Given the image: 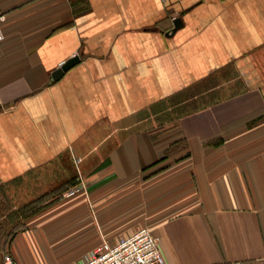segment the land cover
<instances>
[{
	"label": "crops",
	"instance_id": "0c3cea01",
	"mask_svg": "<svg viewBox=\"0 0 264 264\" xmlns=\"http://www.w3.org/2000/svg\"><path fill=\"white\" fill-rule=\"evenodd\" d=\"M0 11V187L66 157L87 185L8 239L17 264H85L141 227L164 264H264V0ZM195 88L199 106L158 121L159 103Z\"/></svg>",
	"mask_w": 264,
	"mask_h": 264
},
{
	"label": "rangeland",
	"instance_id": "374dc122",
	"mask_svg": "<svg viewBox=\"0 0 264 264\" xmlns=\"http://www.w3.org/2000/svg\"><path fill=\"white\" fill-rule=\"evenodd\" d=\"M196 92L197 89L185 92L188 95L178 94L159 103L157 109L161 114L157 117L158 121L176 118L181 110L199 106L203 99L197 98ZM181 149V141L170 148L175 153ZM66 156L68 154L64 157ZM86 186L85 174L80 164L72 163L66 157L60 163L49 164L40 171L31 172L20 181L0 187V264H4L6 255H11L6 249L8 239L24 227L26 219L54 203L68 202Z\"/></svg>",
	"mask_w": 264,
	"mask_h": 264
},
{
	"label": "built area",
	"instance_id": "2783aa9c",
	"mask_svg": "<svg viewBox=\"0 0 264 264\" xmlns=\"http://www.w3.org/2000/svg\"><path fill=\"white\" fill-rule=\"evenodd\" d=\"M6 14L0 11V40L3 37L2 24ZM159 237L146 227L121 238L117 243L102 242L89 251L85 264H164L160 251ZM4 264H17L11 255L4 257Z\"/></svg>",
	"mask_w": 264,
	"mask_h": 264
},
{
	"label": "water",
	"instance_id": "95a60500",
	"mask_svg": "<svg viewBox=\"0 0 264 264\" xmlns=\"http://www.w3.org/2000/svg\"><path fill=\"white\" fill-rule=\"evenodd\" d=\"M173 28H172V32H174L175 30H177L181 25H182V20L180 19V17H175L173 19ZM79 60L78 56H73L69 59H67L65 62H63L61 64V66H59L57 69H55L52 73V78L53 79H58L59 76H61L67 69H69L72 65H74L75 63H77Z\"/></svg>",
	"mask_w": 264,
	"mask_h": 264
}]
</instances>
